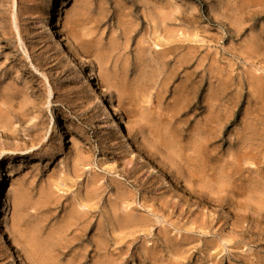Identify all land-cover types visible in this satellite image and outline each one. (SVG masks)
Here are the masks:
<instances>
[{
    "label": "rangeland",
    "instance_id": "obj_1",
    "mask_svg": "<svg viewBox=\"0 0 264 264\" xmlns=\"http://www.w3.org/2000/svg\"><path fill=\"white\" fill-rule=\"evenodd\" d=\"M57 1L0 0V183L10 179L1 217L20 263L154 264L143 253L157 247L156 264H264V0ZM49 15L117 107L136 152L108 137L87 86L75 85L60 52L42 39ZM52 120L68 139L64 151ZM141 146L164 164L160 179L173 183L170 174L179 170L196 188L190 196L182 182L176 204L179 197L195 204L202 191L207 202L193 211L220 222L209 229L172 207L150 216L141 238L113 260L91 242L94 232L78 242L63 226L93 178L134 188L127 181L132 160L142 162L143 179L153 173ZM114 196L111 187L101 196L104 222ZM150 196L139 193L135 206ZM0 264H7L1 248Z\"/></svg>",
    "mask_w": 264,
    "mask_h": 264
},
{
    "label": "bare ground",
    "instance_id": "obj_2",
    "mask_svg": "<svg viewBox=\"0 0 264 264\" xmlns=\"http://www.w3.org/2000/svg\"><path fill=\"white\" fill-rule=\"evenodd\" d=\"M57 3L58 6L61 7L64 5V0H58ZM156 27L155 37L158 39L160 38V36L157 35L158 24ZM41 28L43 33L42 39L52 50L60 52L64 61V67L72 76L75 85L85 84L87 86V96L93 105L98 106L99 120L109 132L108 137L111 134L115 135L117 138L121 139L122 142L126 143L127 149L130 152H136L132 143L131 132L124 126L117 107L113 104L111 98L104 96L105 94L102 95L99 92V82L94 71L83 67V65L78 61L77 55L70 44L66 41V39L60 36L61 30L58 18L53 15H49L42 23ZM126 33H129V31ZM157 42V45H161L160 41ZM157 54L159 53L157 52ZM35 70L37 73H40L36 68ZM51 86L52 85L49 86L50 98L54 96V91ZM3 119L4 118L0 113V121H4ZM51 124L52 127L50 131L51 134H55L57 136L59 148L62 151L66 150L68 147V139L59 129L60 127H56L55 120H52ZM1 135L7 139H13L12 134ZM205 148L206 145L203 143L201 145V154L199 157L203 164L206 165L208 162V160H206V158H208V152ZM137 149L139 152H142V159H145L149 161L150 164L155 165L151 166L153 173L147 179H143L140 174L143 168L142 162L132 160L131 163H134V165L127 171V181L128 183H131L134 188H130L126 181H116L113 178L107 179L106 183L99 185V180H97V178H93L87 185L84 196H80L78 194L74 198V201L70 204V210L63 226L64 231L66 230L68 234L72 235V240L78 242L86 241L92 232H94L91 235V242L96 244L98 251H103L106 256L111 257L113 260L122 258L123 255L130 250L134 242L141 238L138 234L145 232V229H147L146 227L150 225L149 222L152 221L150 216L159 217L160 213H165L172 207L178 210L179 217H192L194 224L208 226L209 229H213L215 227V221L218 223L220 222L215 217V214L208 215L206 219L205 214L201 210L193 211V205H200L207 202V195L202 191L200 196L203 199L200 200L199 198V202H195V204L190 205V202L185 201L182 197H179V201L176 204L173 200H175L176 196H178L177 191L180 190L181 183H184L185 188L189 187L184 178L180 176L181 172H179V170H174V173H168L170 174L173 183H170L167 179H162L163 177H166L165 175H163L160 179V177L156 174L160 173L158 168H164V164L158 162L157 158L153 155L154 153H148L150 150L148 151L145 147L143 148L141 146L137 147ZM253 150L257 152V147ZM5 172L7 173V171ZM231 174L232 179L235 175L233 173ZM8 177V175L4 176L0 183V248L4 252L7 264H21L14 246L3 232L4 225L1 216L3 215L4 218L6 217L10 201V193L8 189V182L10 179ZM186 177L194 182V178L196 179L198 175L190 171ZM162 180L164 182H162ZM203 181L206 182L204 178ZM193 185L195 186L197 183H193ZM56 186H59V184ZM109 187L112 189L114 188L115 196L113 199L109 198V209L106 212V222H104L99 205L102 200L101 196ZM220 187L221 188L218 189L219 193L226 189L225 185H221ZM186 190L190 192L191 194L189 193V195L192 196V193L195 192L196 188L189 187V189ZM143 192L151 193V196L144 198V203L140 204L142 207L140 209L135 206V204L137 195ZM64 196L65 195H61L60 199ZM208 200L213 201V198L208 195ZM209 203L210 202L208 201V204ZM258 224L259 222H257V225ZM188 240L187 236H185L183 241ZM166 242L172 245L171 240ZM144 251L143 255H147V257L151 259L154 264H156L160 255L157 247L155 250L150 247H145ZM142 257L144 258V256Z\"/></svg>",
    "mask_w": 264,
    "mask_h": 264
}]
</instances>
